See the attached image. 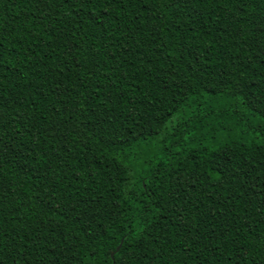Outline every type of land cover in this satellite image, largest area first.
<instances>
[{"label": "trees", "instance_id": "trees-1", "mask_svg": "<svg viewBox=\"0 0 264 264\" xmlns=\"http://www.w3.org/2000/svg\"><path fill=\"white\" fill-rule=\"evenodd\" d=\"M0 264H264V0H0Z\"/></svg>", "mask_w": 264, "mask_h": 264}]
</instances>
